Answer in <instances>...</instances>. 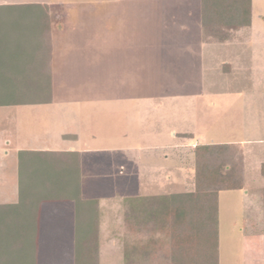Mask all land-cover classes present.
I'll list each match as a JSON object with an SVG mask.
<instances>
[{
	"label": "rangeland",
	"instance_id": "obj_1",
	"mask_svg": "<svg viewBox=\"0 0 264 264\" xmlns=\"http://www.w3.org/2000/svg\"><path fill=\"white\" fill-rule=\"evenodd\" d=\"M253 1V32L241 33L242 40L252 39L251 42L233 46L231 54H225L224 49L215 58L212 55L206 57L211 74L206 84L209 91L204 94H186L187 84H181V80H166L161 81L159 91L153 90L156 92L153 96L105 99L110 95L97 89L101 92L93 96H75L74 102L0 106V203L16 201L19 197L18 158L8 147L47 144L67 148L74 144L75 148H98L84 158L83 193L89 198L122 202L125 196L133 194L192 189L195 144L242 142L244 144L239 146L245 157L247 187L224 190L219 195L220 264H262V235H245V232L254 233L263 219L260 186L264 185V0ZM25 3L31 1L0 0V4ZM136 3L145 9L144 24H147L150 22L148 12H152L154 6L157 10L156 1L118 0L107 6L117 9L116 14L120 9L126 14ZM45 5L50 20L55 18L57 21L52 23L60 27L69 13L67 10L77 7L67 1H52ZM104 6L101 1L84 8H94L97 14ZM194 21L200 31L199 19ZM95 24L103 26V17ZM24 33L31 45L38 44L40 51L36 56L46 62L43 69L51 71L53 65L45 47L46 38L37 39L32 31ZM153 33L144 29L142 39L153 41L156 37ZM197 37L210 43L200 33ZM25 46L22 52L17 50L15 58L22 56L24 59L27 52L33 51V48L28 50V44ZM144 46L145 50L150 49L146 43ZM226 60L232 62L234 68L248 69L241 74L243 78H238V71L230 72L231 64L224 65ZM125 68L126 65L123 70ZM196 84L199 86L200 81ZM65 132L77 134L78 141L73 143L71 136L64 139L61 133ZM180 132L193 135L182 136ZM115 148L123 149L117 152L122 153V157L116 154ZM28 209L18 207L17 213L8 218L5 264L27 262L21 256L24 255L23 248L17 249L19 226L16 218L27 212L30 214L32 210ZM111 234L119 237V224L113 225ZM30 249L26 246V253Z\"/></svg>",
	"mask_w": 264,
	"mask_h": 264
},
{
	"label": "trees",
	"instance_id": "obj_2",
	"mask_svg": "<svg viewBox=\"0 0 264 264\" xmlns=\"http://www.w3.org/2000/svg\"><path fill=\"white\" fill-rule=\"evenodd\" d=\"M201 1L205 39L242 40L241 33L250 32L252 0ZM50 19L45 4H0V106L52 101L51 72L43 69L46 62L36 56L38 44L31 45L24 33L32 31L37 39L46 38L49 51ZM25 44L33 51L24 59L15 58ZM18 159V200L0 203V264L6 262L8 213L21 206L57 200L75 201L79 219L77 264H97L99 200L82 194L80 153L21 150ZM244 161L238 143H198L194 146L192 189L127 196L125 264H219V194L246 189ZM260 196L263 219L254 233L264 237V185L260 186ZM24 233L25 221L21 220L20 250Z\"/></svg>",
	"mask_w": 264,
	"mask_h": 264
},
{
	"label": "crops",
	"instance_id": "obj_3",
	"mask_svg": "<svg viewBox=\"0 0 264 264\" xmlns=\"http://www.w3.org/2000/svg\"><path fill=\"white\" fill-rule=\"evenodd\" d=\"M29 1L39 4L67 1L68 3L73 2L78 7L67 10L68 15H62L66 19L64 17V23H61V27L57 23H52L48 52L53 65L50 72L53 81L52 95L54 99L52 98L53 100L49 103L74 102L75 96H93L100 93L101 91L98 92L97 89H103L102 94L110 95V98L105 99L153 96L156 93L155 91L160 90L158 86L161 85V81L166 80H181L179 81L181 84L185 86L187 84L186 94H193V92L204 94L209 91L206 84L209 74H211L206 57L212 55L215 58V55L224 49L227 51L225 54H231L233 46L237 44L249 45L252 40L235 39L224 42H203V39L197 37L199 33L203 37L201 0H153L156 1L157 10H154L155 6H152V12H148L150 22L147 21V24H144L145 9L138 7V3H136L135 8L126 14L122 9L116 14L117 9L109 8L107 5H112V2L118 0ZM101 1L105 4L104 8L100 10L101 13L98 10L99 13L96 14L94 8L90 10L84 8V6L96 5ZM253 14L254 1L252 0L250 32H253ZM97 17H103V26L99 27L100 25L95 24L98 21ZM53 19L52 22H55L56 19ZM194 19H199L200 31L197 30ZM185 21L187 24H183ZM75 29L78 30L77 33H75ZM144 29L155 33H153L156 36L153 41L142 39ZM196 31L198 33H195ZM193 33L195 36H193ZM145 43L150 49L146 48L145 50ZM239 54L244 55L242 52ZM224 58L222 59L224 60ZM224 62L225 66L231 64V73L232 71L236 73L238 71L240 74L238 78L240 79L243 78L241 74L248 70L243 71L244 69H241L240 66L234 68L233 63L227 60ZM128 64L131 66H127ZM125 65L126 68L123 70ZM115 69L117 71L114 72ZM141 71L143 72L141 73ZM93 80H97V82ZM183 80L187 82H182ZM193 81L195 82L193 83ZM197 81H200L199 86L196 84ZM148 88L153 89L147 90ZM180 133L193 135L187 132ZM61 136L64 139L71 136L73 143H75V140L78 141L79 137L75 133L66 132L61 133ZM231 143L244 144L242 142ZM8 148L17 154V158L21 150L79 152L81 156V191L83 196L86 197L83 193L84 158L88 153L96 152L98 148H75L74 144L67 148L47 144ZM122 150V148H115L116 154H119L120 157H122V153L117 152ZM166 153L168 152L166 151ZM17 162L19 166V159ZM126 197L123 198L122 202L103 201L97 197L99 200V258L97 264H125V241L128 237L124 224ZM17 200L12 202H17ZM21 207L32 210L30 214L27 212L26 215L16 218L18 226L21 220L25 221L24 255L22 257L27 260L26 264H77V224L79 219L77 218L75 201H44L39 204ZM17 209L8 213L7 220L10 214L17 213L15 211ZM218 216H220V205ZM115 224L120 225L119 237L111 234L112 227ZM245 235L255 237L262 234L245 232ZM261 237L262 264H264V237L263 235ZM27 240H29V243ZM26 246L31 248L27 253ZM19 248L17 242V249Z\"/></svg>",
	"mask_w": 264,
	"mask_h": 264
}]
</instances>
